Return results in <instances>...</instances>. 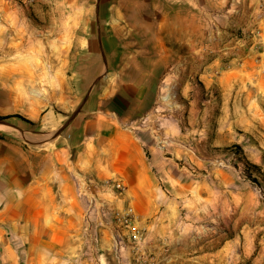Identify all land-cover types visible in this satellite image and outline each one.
Segmentation results:
<instances>
[{
  "label": "crops",
  "instance_id": "crops-1",
  "mask_svg": "<svg viewBox=\"0 0 264 264\" xmlns=\"http://www.w3.org/2000/svg\"><path fill=\"white\" fill-rule=\"evenodd\" d=\"M66 1L67 109L42 108L36 129L0 127V264L264 263L246 233L245 180L219 149L240 142L229 120L264 106L261 0ZM167 79L190 95L187 126L161 103ZM110 177L127 190L104 197L149 229L143 242L126 231L119 248L109 227L86 230L80 190Z\"/></svg>",
  "mask_w": 264,
  "mask_h": 264
},
{
  "label": "rangeland",
  "instance_id": "rangeland-1",
  "mask_svg": "<svg viewBox=\"0 0 264 264\" xmlns=\"http://www.w3.org/2000/svg\"><path fill=\"white\" fill-rule=\"evenodd\" d=\"M66 2L0 0V115L19 114L32 120L33 115L46 106L61 114L67 109L70 93L62 89L65 83V38L72 39L76 35L73 32L65 37L63 20L68 14L63 13V7ZM261 2L264 4V0ZM9 6H12L10 13L6 11ZM245 35L254 38V30H247ZM222 67L215 70V76L220 75L225 66ZM193 83L199 88H205L199 76L193 79ZM161 84V103L168 108L166 113L181 118L183 125L187 126L190 95L174 94L173 87L178 89L180 84L177 86L170 79L163 80ZM210 90L213 91L214 99H220L214 81ZM174 102L180 104L174 105ZM255 105L246 108L243 121H228L230 133L238 136L240 142L219 149L229 170L235 173L238 171L240 181L243 178L245 180V200L241 203L245 206L246 233L249 238L254 234L258 236L254 248L260 251V256H264V175L259 177L255 171H252V175L248 171L249 164H256L264 174V106L259 102ZM15 124H24L31 129L40 127L20 118L0 119V127H13ZM253 178H257L258 182ZM234 211L231 205V214ZM148 232L146 228L144 239ZM251 261L247 257L241 264H251ZM130 263L129 260L115 259V264Z\"/></svg>",
  "mask_w": 264,
  "mask_h": 264
},
{
  "label": "built area",
  "instance_id": "built-area-1",
  "mask_svg": "<svg viewBox=\"0 0 264 264\" xmlns=\"http://www.w3.org/2000/svg\"><path fill=\"white\" fill-rule=\"evenodd\" d=\"M165 81V80H164ZM80 190V196L85 197L86 220L88 226L86 230L92 227H109L113 234L117 247L121 248L126 241V231L131 232L133 241L140 243L144 241L146 228H135V215L129 209L120 208L114 200L104 197L105 193H110L115 199H121L127 190V186L121 177H110L104 180L91 178L87 179ZM95 241L100 237L96 231ZM1 256V253H0Z\"/></svg>",
  "mask_w": 264,
  "mask_h": 264
},
{
  "label": "trees",
  "instance_id": "trees-1",
  "mask_svg": "<svg viewBox=\"0 0 264 264\" xmlns=\"http://www.w3.org/2000/svg\"><path fill=\"white\" fill-rule=\"evenodd\" d=\"M9 118H20L27 123H30V124L35 123L32 120L25 118L24 116L19 115V114L0 115V119H9ZM236 146L239 147L238 145H236ZM248 171L250 172L251 175L253 174L252 171L253 172L255 171V173H257L259 177H261V175H264L263 172H261L259 166H257L256 164H249V170ZM253 179H254V181L258 182L257 178H253Z\"/></svg>",
  "mask_w": 264,
  "mask_h": 264
},
{
  "label": "water",
  "instance_id": "water-1",
  "mask_svg": "<svg viewBox=\"0 0 264 264\" xmlns=\"http://www.w3.org/2000/svg\"><path fill=\"white\" fill-rule=\"evenodd\" d=\"M70 124V120L64 125L62 126V128H60L59 130H57L55 133H54V137H56L57 135L61 134ZM1 130V128H0Z\"/></svg>",
  "mask_w": 264,
  "mask_h": 264
}]
</instances>
